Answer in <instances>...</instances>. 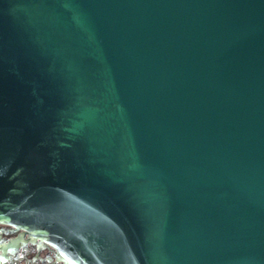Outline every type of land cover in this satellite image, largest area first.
<instances>
[{
    "label": "water",
    "instance_id": "1",
    "mask_svg": "<svg viewBox=\"0 0 264 264\" xmlns=\"http://www.w3.org/2000/svg\"><path fill=\"white\" fill-rule=\"evenodd\" d=\"M0 264H264V0H0Z\"/></svg>",
    "mask_w": 264,
    "mask_h": 264
},
{
    "label": "flooded vegetation",
    "instance_id": "2",
    "mask_svg": "<svg viewBox=\"0 0 264 264\" xmlns=\"http://www.w3.org/2000/svg\"><path fill=\"white\" fill-rule=\"evenodd\" d=\"M4 229V228H6V229H9L10 230V228H13L14 229V227L13 226H10V225H3V224H0V229ZM1 245V244H0Z\"/></svg>",
    "mask_w": 264,
    "mask_h": 264
}]
</instances>
